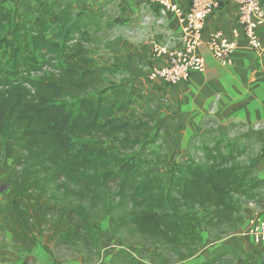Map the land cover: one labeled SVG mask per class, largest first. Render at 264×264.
<instances>
[{
  "label": "trees",
  "instance_id": "trees-1",
  "mask_svg": "<svg viewBox=\"0 0 264 264\" xmlns=\"http://www.w3.org/2000/svg\"><path fill=\"white\" fill-rule=\"evenodd\" d=\"M29 2L28 14L15 15L0 0V164L11 160L5 231L53 259L69 250L59 258L94 264L102 239L92 219L108 218L119 247L111 264L167 254L182 261L199 248L198 231L222 240L246 207L264 208L258 140L212 129L189 138L187 158L157 149L162 128L144 108L152 101L108 83L95 56L102 26L73 0ZM211 250L201 264L241 255L231 243Z\"/></svg>",
  "mask_w": 264,
  "mask_h": 264
},
{
  "label": "crops",
  "instance_id": "crops-1",
  "mask_svg": "<svg viewBox=\"0 0 264 264\" xmlns=\"http://www.w3.org/2000/svg\"><path fill=\"white\" fill-rule=\"evenodd\" d=\"M73 2L77 13L90 24L113 31L102 45L93 47L95 56L107 79L140 93L143 103L152 101L144 108L153 121L161 125L159 148L163 147L177 159L187 158L188 141L193 134L218 129L222 133L230 130L231 137L238 140H258L264 152V54L247 48L241 34L230 65L219 64L206 46L201 45L203 70L191 73L184 84L168 85L161 80L148 79L149 66L158 62L152 57L151 45L175 43L172 39L181 27L179 17L160 16L154 5L134 0ZM176 2L183 10L187 9L186 0ZM6 5L15 15L29 13V0H6ZM236 13L234 0H219L218 7L204 23L202 37L205 39L209 33L220 31L233 38L232 30L238 25ZM259 36L264 45V29L259 31ZM207 119L212 122L205 121ZM255 169L257 177L264 179V155L259 156ZM253 213L264 217V208L246 207L245 216L236 229L238 235L246 238V217ZM4 235V241H0V264L18 263L26 255L35 258L34 264H80L53 259L40 245L30 247L7 231ZM236 241V246H243V241ZM112 254L110 258L108 255L103 258L102 253L98 264H111ZM196 254L186 260L163 261L162 264H184L191 258V262L200 264L206 260L194 258Z\"/></svg>",
  "mask_w": 264,
  "mask_h": 264
},
{
  "label": "built area",
  "instance_id": "built-area-1",
  "mask_svg": "<svg viewBox=\"0 0 264 264\" xmlns=\"http://www.w3.org/2000/svg\"><path fill=\"white\" fill-rule=\"evenodd\" d=\"M155 6L160 16L173 14L181 19L175 43H153L152 57L158 62L149 66L148 79L161 80L168 85L184 84L191 73L202 71L205 61L199 47L205 45L213 58L221 65H230L238 47L237 38L241 34L250 50L264 54L259 31L264 29V0H234L237 27L232 30L233 38L220 31H213L204 39V23L219 5V0H186L183 10L176 0H134ZM172 38V37H171ZM244 235L258 248H264V217L257 213L247 216Z\"/></svg>",
  "mask_w": 264,
  "mask_h": 264
},
{
  "label": "rangeland",
  "instance_id": "rangeland-1",
  "mask_svg": "<svg viewBox=\"0 0 264 264\" xmlns=\"http://www.w3.org/2000/svg\"><path fill=\"white\" fill-rule=\"evenodd\" d=\"M112 32L113 31L111 29H107L105 26V28L102 31L97 33L98 42L104 41L110 34H112ZM34 75L36 76V74H34ZM105 78H106V76H105ZM106 80L108 83L114 84L111 79L106 78ZM119 97L123 98L121 96H119ZM260 146L257 147V150H258V148H260ZM156 148L160 149L162 147L159 148L158 145H156ZM262 155H264V154H262ZM10 161H11L10 159H6L0 164V204L1 203L3 204L5 202L4 201V195L7 192V184H8L9 179H10ZM154 171L157 173H163L164 172V170L162 168H155ZM246 219H247V217H246ZM0 222H1V220H0ZM92 223L98 229V231L101 235V239H102V247H101L100 257H99L98 261L96 263H94V264H98L99 261L101 260L102 253H103V258L105 255H108L107 257L110 258L111 253H113L112 255H114L115 252L119 249V247L116 246V244L114 242V238L111 236L110 232L108 231V224H109L108 218L92 219ZM4 233H5V230L3 229V226L0 223V241H4V238H5ZM198 233H199V237H200V244H199V248L195 252L197 254L194 256V258L202 257L203 259H208L211 256V251H212L211 249L215 245L224 242V243H231L232 245L237 247L241 252V255L239 256V258L237 260L234 261V264H264V248L256 247L255 245L252 244L251 240L248 237L245 238L244 236L238 235L237 231H234L230 236H228L222 240L221 239H217V240L213 239L210 236H208L206 233H204V232L202 233L201 231H198ZM239 239L241 241H243L242 247L236 246V244H235V241L236 240L238 241ZM204 254H205V258L203 257ZM62 255H66V257L67 256L71 257L72 252H70L69 250H63L60 252H56V257H58L57 260H67V261H72V262H79L80 264H82L80 260H76V259H72V258L71 259H69V258L60 259L59 257ZM167 256L170 257L171 259L168 257H167L168 259H166V256H164V255H154V256L149 257V258L144 256L142 259L139 260V263L140 264H162L163 261H168V262L176 261V260H174V257L171 254H167ZM25 257H29L27 264H34L35 258H33V259L31 258L33 256L26 255ZM192 259L193 258H191L190 260L192 261ZM231 259H232L231 257H226V258H224V261H225V263H228L229 261H231ZM190 260H187L189 262H185L184 264H198V262L193 263ZM13 263H15V262H13Z\"/></svg>",
  "mask_w": 264,
  "mask_h": 264
}]
</instances>
